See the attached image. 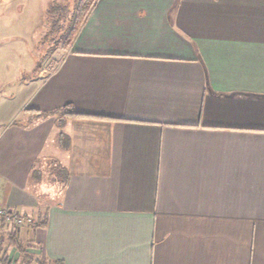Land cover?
<instances>
[{
	"label": "crops",
	"instance_id": "crops-1",
	"mask_svg": "<svg viewBox=\"0 0 264 264\" xmlns=\"http://www.w3.org/2000/svg\"><path fill=\"white\" fill-rule=\"evenodd\" d=\"M20 91L0 212L44 218L16 233L36 261L264 264V0H97Z\"/></svg>",
	"mask_w": 264,
	"mask_h": 264
},
{
	"label": "rangeland",
	"instance_id": "rangeland-1",
	"mask_svg": "<svg viewBox=\"0 0 264 264\" xmlns=\"http://www.w3.org/2000/svg\"><path fill=\"white\" fill-rule=\"evenodd\" d=\"M77 1L0 0V130L11 120H25L20 113L28 94L27 91L19 93V86L22 81L29 82L39 75H46L57 66L67 49L72 25L69 15L64 12L66 10L55 6L67 4L73 9ZM50 161L43 160L42 167L47 173H44L46 184L42 183L44 188L41 192L52 193L55 185L50 181L56 167L53 168ZM37 193L38 197L46 199ZM40 202L46 201L40 199ZM34 220L33 224L14 227L11 223V226L3 223L0 216V240L5 239L4 249L13 264H23L24 258L9 242L7 235L18 233L25 225L35 226L37 220Z\"/></svg>",
	"mask_w": 264,
	"mask_h": 264
},
{
	"label": "trees",
	"instance_id": "trees-1",
	"mask_svg": "<svg viewBox=\"0 0 264 264\" xmlns=\"http://www.w3.org/2000/svg\"><path fill=\"white\" fill-rule=\"evenodd\" d=\"M97 0H78L76 5L73 7H69V5L60 6L57 4L55 7L65 9L64 11L66 15H69L70 21H71V27H70V34H69V41L67 43V47L71 44V41L73 37L76 35L78 30L81 28V26L84 24L85 20L87 19L89 13L91 12L92 8L95 6ZM71 11V14H70ZM55 112L61 113L62 118L66 117H76V116H84V117H95V115L90 114H82L76 112L71 104H67L64 107H62L60 110H57ZM58 139L61 144H64L66 148H68L66 141V135L63 132H60L58 135ZM66 143V144H65ZM41 170L38 169L37 166H34L31 172V178L34 180H39L41 178ZM59 176L61 177V180H66L67 173L66 169L63 167L61 168L59 172ZM45 223L44 218L40 219L39 223L36 222L38 225H43ZM7 238L9 242L14 245L19 252L23 255L24 261L23 264H47V261H36L34 254L29 251V248L33 247V243H30V241H22L18 238L17 234L15 232H11L7 235ZM4 242L5 239L0 240V264H13V262L9 259L6 250L4 249ZM61 262V261H57Z\"/></svg>",
	"mask_w": 264,
	"mask_h": 264
},
{
	"label": "built area",
	"instance_id": "built-area-1",
	"mask_svg": "<svg viewBox=\"0 0 264 264\" xmlns=\"http://www.w3.org/2000/svg\"><path fill=\"white\" fill-rule=\"evenodd\" d=\"M0 214L1 217L4 220H6V222L13 224L14 227H20L26 223L33 224L35 222L32 216H23L20 213L14 211L13 212L1 211Z\"/></svg>",
	"mask_w": 264,
	"mask_h": 264
}]
</instances>
